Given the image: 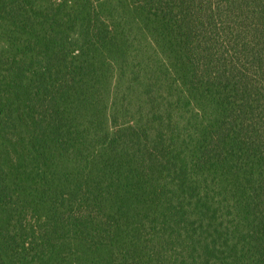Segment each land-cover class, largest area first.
Masks as SVG:
<instances>
[{
    "label": "trees",
    "instance_id": "16d2710c",
    "mask_svg": "<svg viewBox=\"0 0 264 264\" xmlns=\"http://www.w3.org/2000/svg\"><path fill=\"white\" fill-rule=\"evenodd\" d=\"M0 264H264V0H0Z\"/></svg>",
    "mask_w": 264,
    "mask_h": 264
}]
</instances>
